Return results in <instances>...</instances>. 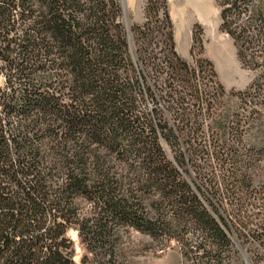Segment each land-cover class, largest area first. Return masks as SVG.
Segmentation results:
<instances>
[{"label":"trees","instance_id":"trees-1","mask_svg":"<svg viewBox=\"0 0 264 264\" xmlns=\"http://www.w3.org/2000/svg\"><path fill=\"white\" fill-rule=\"evenodd\" d=\"M217 2L221 31L257 75L230 93L236 108L207 140L199 118L227 93L212 76L202 90L204 61L177 54L167 0H146L131 40L119 0H0V264H74L69 229L96 264H119L122 229L175 240L207 264L231 255L233 234L264 247L253 173L264 154V0ZM157 97L175 128L145 108ZM197 159L205 190L186 178Z\"/></svg>","mask_w":264,"mask_h":264},{"label":"rangeland","instance_id":"rangeland-1","mask_svg":"<svg viewBox=\"0 0 264 264\" xmlns=\"http://www.w3.org/2000/svg\"><path fill=\"white\" fill-rule=\"evenodd\" d=\"M167 1L173 24L175 50L177 54L190 65H195L197 60L204 61L202 68L205 79L202 78L200 82L202 90H205L202 82L206 83L208 77L210 80L212 76L213 83L216 86L221 84L227 93L222 100L217 97L218 102H221V104L215 106L213 110L215 114L213 117L210 119L199 118V123L202 124L204 131L208 135L206 139H220L222 133H219V122L224 125V119L221 116L230 111V106H233V110L236 108L233 102H228L232 101V99L234 101L235 99L233 97L231 98L230 93L245 91L253 82L257 72L244 68L241 65L233 40L227 33L221 31V9L217 0ZM119 2L122 9V21L124 25L127 24L131 29L133 26H139L144 23L146 0H119ZM193 36L199 38L201 44H194ZM207 62L212 67L208 66ZM211 70L213 71L212 75ZM213 83H211L212 86ZM156 95H160L158 91ZM157 98L158 102L153 99H148L145 108L149 112H153L156 107H160V110H164L169 125L175 128L173 112L169 110L168 105L163 100H159V97ZM238 107H241V105L238 104ZM240 112L242 111L240 110ZM232 117L233 115L230 116V119L225 120L226 124L234 121ZM226 138L233 139L228 134H226ZM162 143L168 153V157L173 159V154L168 144L163 140ZM186 146L185 148H187ZM258 158H260V168L253 171L256 177L255 186L261 183L264 184V154ZM200 162L203 163L202 160L198 161V159L189 162L188 171L191 175L187 174L186 178L194 185V188L199 185L205 190L206 188L203 182L197 177L198 173L193 167L195 163L202 165ZM208 166H212L209 168V171L213 170L215 175H219L218 169L213 161L210 160ZM199 197L208 209L212 210L200 193ZM227 205V199H225L222 208H227ZM220 210L227 217V213L224 212L225 210ZM228 223L233 231V226L229 219ZM119 235V264H207L206 259L201 254L196 253L195 249L189 247L183 249L181 244H178L175 240L161 239L155 241L148 235L132 229H122ZM67 237L72 242L74 264H96L93 261L92 255L87 253L85 246L81 243L76 230L69 229ZM231 238L234 250L231 255L222 256L223 264H246V261L249 264H264V247L251 242L243 244L236 234H233Z\"/></svg>","mask_w":264,"mask_h":264},{"label":"water","instance_id":"water-1","mask_svg":"<svg viewBox=\"0 0 264 264\" xmlns=\"http://www.w3.org/2000/svg\"><path fill=\"white\" fill-rule=\"evenodd\" d=\"M126 27H127V31H128V33H129V40H131V35H130V28H129V26L126 24ZM248 262L246 261V264H247ZM249 264V263H248Z\"/></svg>","mask_w":264,"mask_h":264},{"label":"bare ground","instance_id":"bare-ground-1","mask_svg":"<svg viewBox=\"0 0 264 264\" xmlns=\"http://www.w3.org/2000/svg\"><path fill=\"white\" fill-rule=\"evenodd\" d=\"M248 264V263H247Z\"/></svg>","mask_w":264,"mask_h":264}]
</instances>
